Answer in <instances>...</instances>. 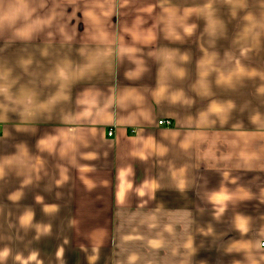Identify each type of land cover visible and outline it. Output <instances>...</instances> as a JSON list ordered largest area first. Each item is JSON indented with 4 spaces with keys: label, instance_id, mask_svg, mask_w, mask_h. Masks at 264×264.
Here are the masks:
<instances>
[{
    "label": "crops",
    "instance_id": "crops-1",
    "mask_svg": "<svg viewBox=\"0 0 264 264\" xmlns=\"http://www.w3.org/2000/svg\"><path fill=\"white\" fill-rule=\"evenodd\" d=\"M8 16L0 264H264V0H0Z\"/></svg>",
    "mask_w": 264,
    "mask_h": 264
},
{
    "label": "clouds",
    "instance_id": "clouds-1",
    "mask_svg": "<svg viewBox=\"0 0 264 264\" xmlns=\"http://www.w3.org/2000/svg\"><path fill=\"white\" fill-rule=\"evenodd\" d=\"M14 18H15L14 16L4 17L2 20H0V27H3V24H4L5 21L9 25H11V23L14 21ZM194 27L195 26L193 25V26H190V27L185 28L186 34L190 35L192 33V30H193ZM17 34L19 36H21V37H28L30 35V32H29V30H24V31L19 32ZM176 39H179V36H176ZM62 72H63V76L61 78H63L65 81H67L69 79V76L66 75L65 71H62ZM0 91H3V89H0ZM30 218H31L30 215L25 216L22 222L24 224H27L29 222ZM5 255H6V253H5Z\"/></svg>",
    "mask_w": 264,
    "mask_h": 264
},
{
    "label": "snow or ice",
    "instance_id": "snow-or-ice-1",
    "mask_svg": "<svg viewBox=\"0 0 264 264\" xmlns=\"http://www.w3.org/2000/svg\"><path fill=\"white\" fill-rule=\"evenodd\" d=\"M210 27H211V29L214 31L215 30V24L214 23H212L211 25H210ZM59 75H60V77H62L63 76V72L61 71L60 73H59ZM161 91H163V89H161ZM125 99H127V97L125 98ZM138 102V101H137ZM213 111H220V109H218V108H214L213 109ZM42 144H46V142H44V141H42ZM47 146H49L50 147V145H47ZM181 186H183L182 184H181ZM229 197H227L226 195H224V194H217V195H215L214 197H213V199L214 200H216L217 202H222V201H224V200H227ZM238 227H239V229L241 230V231H247V227H246V221H244V220H240L239 221V224H238Z\"/></svg>",
    "mask_w": 264,
    "mask_h": 264
},
{
    "label": "built area",
    "instance_id": "built-area-1",
    "mask_svg": "<svg viewBox=\"0 0 264 264\" xmlns=\"http://www.w3.org/2000/svg\"><path fill=\"white\" fill-rule=\"evenodd\" d=\"M157 123H158V125L169 126L171 124V121L170 120L161 119ZM112 133H113L112 132V129H109L108 136L111 137L112 136ZM261 246L264 247V244H261Z\"/></svg>",
    "mask_w": 264,
    "mask_h": 264
}]
</instances>
